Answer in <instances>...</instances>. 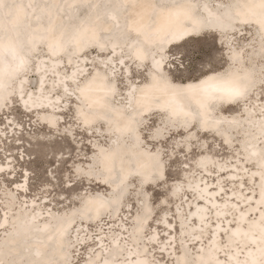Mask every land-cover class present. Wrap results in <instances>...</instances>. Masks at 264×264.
Returning a JSON list of instances; mask_svg holds the SVG:
<instances>
[{
    "label": "bare ground",
    "instance_id": "bare-ground-1",
    "mask_svg": "<svg viewBox=\"0 0 264 264\" xmlns=\"http://www.w3.org/2000/svg\"><path fill=\"white\" fill-rule=\"evenodd\" d=\"M212 2L220 6L212 8ZM259 3L260 0H0V114L11 110L8 104L16 102L22 112L35 115L36 121L52 133L57 126L55 115H63L66 109L63 108L64 103L74 102L76 119L86 135L90 132V137H99L92 129H98L100 123L103 130L108 129L105 130L107 135H104L109 139L106 145H94L93 152L98 158L95 164H99V168L106 164L113 168L108 173L113 183L124 177L131 181L133 174L141 180L151 177L156 152L138 146L134 155L132 148L139 131L138 122L154 114L160 117L166 115L173 123L183 127L206 120L207 127L200 124V133L215 137V141H219L229 154L219 161L211 154L201 153L193 174H184V188L180 182L172 185L170 191L178 192L173 194V199L187 210L186 214H181L177 208L179 221H175L178 225L176 233L182 240L177 246L178 255L173 250L177 240L171 236V223H167L164 217L161 220L166 224L162 236V239L166 236L165 239L160 242L159 233L152 230L145 239L144 253H138L137 241L143 238L150 214H147L143 224L138 223L135 234L133 230L131 232L133 224L127 229L120 215L125 214L124 208L129 206L128 203L123 204L121 212V203L112 205L100 216L94 212H82L74 225L69 215L75 208L65 214L43 212L33 206V201H26L27 196L23 193L26 179L13 180L11 192L4 193L5 196L12 197L18 193L25 198L20 204V211L10 218V208H2L0 264H38L41 260L44 263L43 259L49 261L52 255L65 264L67 231L71 233L67 243L71 239L80 250L91 247V250L96 248L94 253H101V256L89 257L87 264H114L117 259L143 264L151 257L150 249H146L148 246L157 249L155 254H160L167 262L183 256L191 246L197 249L194 256L200 264H217V261L220 264H243L245 261L252 264L264 258L260 225L261 215L264 214L261 188L264 181L259 169L249 162L258 158L252 153L264 148V90L261 77L252 66L259 65L260 60L249 58L254 53L256 58L259 50H264V9L259 7ZM188 6H191V12L185 14L184 7ZM82 9L86 15L79 19ZM204 26L210 28L205 29ZM129 33L133 34L130 38L127 37ZM204 33L216 36L222 49L227 50L228 57L230 54L226 62L228 66L225 70L208 71L195 80L172 81L165 66L168 51ZM41 47L46 54L44 52V56L30 65V58H36ZM92 54L96 55L89 56ZM261 56L264 53H260ZM246 60L248 63H244ZM88 66L92 69L85 74ZM132 67L138 73L143 70L145 79L137 77L139 82L131 81ZM66 68L68 71L65 74L63 70ZM238 69L254 70L255 76L260 79L258 83L253 81L245 99L233 104L205 100L202 91L205 81ZM118 75L122 81H127L124 93L115 92L106 96L102 85L115 87ZM93 77L96 80L90 84ZM48 78L51 80L46 84ZM70 88L78 92L74 93ZM81 89L86 91L82 94ZM227 108H236L237 112L227 115L222 112ZM251 109L258 113L251 115ZM239 117L246 118L251 126L248 128L245 125V129L240 130L241 134L244 132L242 135H249L244 136L245 140L242 138L243 141L233 149L231 144H227L228 130L233 128L223 126L224 130H218L221 128L215 127L218 125L215 123L216 119ZM6 123L8 128L0 127V140L3 135L9 138L6 134L11 131L6 130L14 124L9 117ZM195 129L193 125L172 132H181L190 138L189 132L193 137ZM14 130L15 134L17 129ZM182 152H189L188 147ZM91 159L88 160L89 165L93 164V156ZM10 163L0 162V177L14 173ZM95 184L106 188L102 182ZM29 206L34 208L26 214L24 208ZM89 216L95 225L105 220H108L107 225L112 223L114 226L117 222L119 225L117 229L108 226L98 228L89 244ZM135 217L131 216L132 219ZM113 228L118 233L105 238L104 234L113 232ZM107 240H110L109 252L105 247ZM125 241L130 248L122 246ZM56 259L49 262L54 264Z\"/></svg>",
    "mask_w": 264,
    "mask_h": 264
},
{
    "label": "rangeland",
    "instance_id": "rangeland-1",
    "mask_svg": "<svg viewBox=\"0 0 264 264\" xmlns=\"http://www.w3.org/2000/svg\"><path fill=\"white\" fill-rule=\"evenodd\" d=\"M211 6L212 8H216L220 5L217 6V4L212 2ZM224 6L225 5H223V7ZM85 15L86 14L84 10L82 9L78 14V18L81 19V17H84ZM132 36V33H129L127 35V37L129 38ZM44 52L45 51L43 47H41L37 53L36 58H30V65H33V63L37 61L38 57L44 56V54H46V52ZM260 53H264V50L260 49L257 53L258 56L256 58V55H254L255 53L252 55L248 54L249 58L252 61L253 58L254 60H260L259 65H252L253 67H255V73L257 72L258 75L260 73V69L264 67V56L259 57ZM95 55L96 54H92L89 56L93 57ZM229 57L227 56V50L222 49V46L221 44H219L218 38L216 36L204 33L200 37L186 40L181 45L172 47L170 51H168V62H165L166 73L169 75L171 80L175 82L195 80L200 76L206 74V72L208 71L225 70L228 66V63L226 65V62L229 60ZM74 61H78V59H75ZM244 63H248V61L246 60ZM91 69L92 68L88 66L86 68L85 74H87V72L89 73ZM67 71V68L63 70L65 74ZM130 71L131 81L136 80L137 82H139L140 79H137V77L142 78V80L145 79L143 70L138 73L135 71L134 67H132ZM252 71L254 72V70ZM117 78L119 80L115 84V92H117L118 94H123L124 89L127 85V81L126 79L122 81L120 75H118ZM50 80L51 78H48L46 84H49ZM253 81H255V83H258L260 79L255 76L253 78ZM27 89L28 88L26 87L25 90ZM70 89L74 93L78 92L74 88ZM65 97L66 95L62 97V99H64ZM73 99L74 98H72L71 100ZM8 107L11 110H6L5 114H0V127H2V129L6 127L8 128V124H4V122H6L7 120V117H9L10 121H13L14 124L9 130H6L11 131L8 135L6 134V136H8L9 138H6L4 135L1 136L2 139L0 140V162H11V169L14 168V173L10 176L0 177V215L3 214L2 208L6 207L10 208L8 215L9 218L12 217L13 214H16L20 211V204L23 203L25 197L20 196L18 193H14V195L10 197L8 195L5 196L4 193L11 192V188L13 187V180L22 181L23 179H26L24 187L25 190L23 191V193L27 196L25 198L26 201H33L32 204L37 209H40L43 212L48 211L49 213L54 214H65L70 209L75 208V211L69 216L73 218L74 225H76V222H78V220L80 219L78 215L82 213L81 211H79L82 205L78 200L75 199L77 195L82 193L96 194L98 191L103 192L105 190V188H100L99 185L95 183L87 185L89 184L87 181H85L81 186L79 178L76 179V175L78 174L76 170L88 166H99V164H95V161H97L98 158L97 156H94L93 149L94 145L101 147H104L106 145V142L109 139L105 138L104 135H107L108 129L104 127L107 131L103 130V124L100 123V125H98V129H92L93 132H97L96 135L99 137H90V132L86 135V133L81 130L79 122L76 119L73 109L75 107V103H72L71 101L63 104V108H71L70 111L65 109L63 111V115H55L57 126L56 131H52V133H50L48 129H46L42 124H39L36 121L38 119L33 117L35 115L22 112L18 107V103L15 102L14 104H8ZM222 112L230 115L235 114V112H237V109L227 108ZM251 112V115H256L258 113V111H254L253 109H251ZM194 116L198 117L197 114H195ZM169 120L170 118L166 115L160 117L159 115L154 114L150 118L139 121V131L136 138L134 137L137 140H133V142L135 143L132 148V150L134 151V155L137 154L138 146H141V148L149 152H160L161 159H163L165 162L166 176L168 175L167 170L170 169L171 171V179L168 180V185L166 188H159L155 184H145L146 189L150 188L152 190L151 197L145 198L150 202V211H148L147 213L150 215L146 222L148 225L147 227H145L143 238L137 241L138 253H142V251L144 253L143 247L145 239H148L149 234L152 230H156L157 233H159L160 242L165 239L166 236H164L163 239L162 236L165 233L164 227L166 226V224L164 223V220H161L164 217L167 219V223H171L170 227L172 229L170 230L173 231L171 236L177 240V242L173 246V250L175 252V255H178L179 251H177V246L181 245L180 242H182V240L180 239V234L176 233L178 225L175 223V221H179L177 208L180 209L179 212L181 214H186L187 212L185 211L187 210H185V206L180 205V203L177 202L176 199H173V194L176 195L178 194V192H175L173 190V192H171L169 189H171L172 185L177 182H180L182 188H184L183 180L186 178V176H190L193 174L195 162L201 155V153L204 152L211 154L215 157L216 160L219 161L229 156L228 150L226 151L225 149H223V147L220 145V142L215 141V137H211L212 135L210 136L205 135L204 133H200L202 128L200 125L201 123H192L191 125L183 127ZM193 125L194 127H196V129L193 130V137L186 138V136L181 132H172V130L174 129L182 131L185 128L193 127ZM215 125H217L215 127L221 128L218 130H224L222 129L223 126H230L235 130L233 134V129H229V138H227V141L229 142H227V144H231V147L233 149L236 148V145H238L240 141H243V139L245 140L246 136L249 135V133L242 135L244 132H242L241 134L240 130H244L245 128L243 127L245 125H247L248 128L251 126V124L247 122L246 118L240 117L238 119H216ZM14 128L17 129L15 134ZM150 129L152 133H154L156 129L160 130L162 135L158 138L160 139L159 141L145 140V137L149 135ZM68 131L72 132L69 133ZM225 132L227 133V127L225 129ZM12 135H14L15 137L11 138ZM225 135L227 137V134ZM164 143L168 144V152L171 158L163 156L162 150ZM190 144H195L196 147L189 148ZM173 146H175L176 152H172ZM183 146H187L189 152L183 153L180 150ZM213 151L217 152V154L214 155ZM233 153H236V151H233ZM92 156L93 164L91 163V165H89L88 160H92ZM226 161L229 162V159H227ZM130 167H133L131 163ZM132 173L133 171L131 170L130 174ZM185 173L186 176H184ZM131 176L134 177L131 178V181H128L130 183L135 181L137 184H139L141 179L134 174ZM225 189H227L226 186ZM129 191H134V189L130 188ZM41 198L42 200H40ZM131 199L135 201L136 208H144V205H142L135 196H132ZM186 199L187 197L184 200ZM127 200L128 198L125 197L124 200L120 201V203L122 204L120 212L123 209V204H129L128 207L124 208L126 210L125 214L121 213L120 215L123 218V224L127 229L131 228V224H133L131 232L133 230V234H135V227L139 222L143 224L145 217L142 215L141 219L139 220H137L136 217L132 219V215L136 216V208L131 207L130 203L127 202ZM151 201H155V203H151ZM33 206L24 208V210L26 209L27 211L26 214H29L33 210ZM6 211H8V209ZM88 220L90 224L88 226V232L90 235L88 236L87 243L89 244L92 243V239L95 237V234L97 233L96 230L98 228L108 226L109 228L115 227L117 229L119 225L118 222L114 226L112 223L107 225L108 220L101 221L98 225H95L92 223L93 221L90 218ZM12 222L13 220L10 221V224ZM115 228H113V232L104 234V236H106L105 238H111L112 235L117 234L118 231H115ZM69 235H71V233L67 231L65 237L67 260L65 264H87L86 262L89 257H94L97 254H100L101 256V253H94L96 248L91 250V247H86L80 250V247L76 248L77 245L75 243H72L73 240L70 239V242L67 243ZM124 236L127 237V235ZM208 236L209 233H207V237ZM203 240L206 241V238H204ZM105 245L109 252L111 250L110 240H107L105 242ZM122 246L124 248L131 247L129 246L128 242L122 244ZM146 249H150L151 257L149 261H152L153 264H171L170 261H163L160 254H155L157 252V249L150 248L149 246ZM196 251L197 249L194 246H191L188 250H185V253L190 252L194 256ZM154 254L155 256L153 257ZM54 258L56 259V257L52 255V258L49 261H53ZM118 258H120V256ZM43 261L45 262L43 263L41 260L38 262V264H51V262L47 260L43 259ZM54 264L61 263L59 259H56Z\"/></svg>",
    "mask_w": 264,
    "mask_h": 264
},
{
    "label": "snow or ice",
    "instance_id": "snow-or-ice-1",
    "mask_svg": "<svg viewBox=\"0 0 264 264\" xmlns=\"http://www.w3.org/2000/svg\"><path fill=\"white\" fill-rule=\"evenodd\" d=\"M225 6L230 7L231 5ZM259 7L261 9H264V0H260ZM184 12L185 14H189L191 12V6L184 7ZM121 63L123 62L121 61ZM259 75L261 77L262 90H264V67L260 69ZM254 76L255 73L250 69H238L236 71L227 72L217 77H211L209 81L204 82V87L202 89L205 100L219 101L222 104H233L242 99H245L253 84ZM95 80L96 77H93L90 84L92 82H95ZM102 90L105 92L106 96L115 94V87L110 84H103ZM65 91H67V88H65ZM80 91L83 94L86 89H81ZM203 106L204 105H202V107ZM200 123L203 127H207L206 120H203ZM262 131H264V129H262ZM161 135L162 133L159 129H156L154 134L150 129L149 135L145 137V140L154 141L157 140ZM188 135L189 137H191V132H189ZM194 147H196L195 144L189 145V148ZM180 150L185 151V147H181ZM162 151L164 157L171 158L168 152L167 143H164ZM172 152H176L175 146H173ZM154 156L155 165L151 177L141 180L139 184H137L135 181L129 183L127 177L120 179L118 183H113L111 181V178L108 176V173H110L113 168L107 164L103 168L88 166L77 169L81 186L85 181L90 184L95 182H102L106 185L103 193H97L95 196L91 195V193L78 194L75 199L78 200L82 205L79 211L83 212L84 214L94 212L96 216H100L103 211H107L112 205L119 204L120 201L124 200L125 197L128 198L127 202L130 203L131 207L136 208L135 201L131 199L132 196H135L140 201V203L144 205V208H136V218L137 220H139L141 219L142 215L146 218L147 213L150 210V202L145 198L151 197L152 190L150 188L146 189L145 184H155L159 188H166L168 185V180L171 179L170 169L167 170L168 175L166 176L165 174V162L163 159H161V153L156 152L154 153ZM252 156L258 158L250 160L249 162L254 168L259 169L261 180L264 181V148H261L258 152L252 153ZM130 188L134 189V191H129ZM261 188L262 195H264V184L261 185ZM151 203H155V201H151ZM89 218L91 219V216H89ZM260 225L262 233L261 242L264 243V214L261 215ZM177 251H179V249H177ZM261 251L262 255H264V249H262ZM114 264H138V262L135 260L128 261L127 259H125L121 261L117 259ZM143 264H153V262L145 260L143 261ZM171 264H200V261L197 257L193 256L189 252L185 253L183 256L175 257L172 260ZM217 264H220V262L217 261ZM243 264H249V262L245 261L243 262ZM252 264H264V258H262L259 262L253 261Z\"/></svg>",
    "mask_w": 264,
    "mask_h": 264
},
{
    "label": "water",
    "instance_id": "water-1",
    "mask_svg": "<svg viewBox=\"0 0 264 264\" xmlns=\"http://www.w3.org/2000/svg\"><path fill=\"white\" fill-rule=\"evenodd\" d=\"M77 12H78V11H77ZM204 27H205V26H204ZM206 28H210V27H205V29H206Z\"/></svg>",
    "mask_w": 264,
    "mask_h": 264
}]
</instances>
